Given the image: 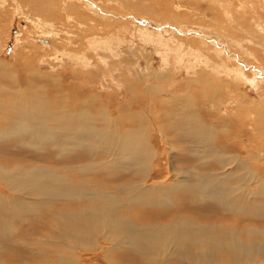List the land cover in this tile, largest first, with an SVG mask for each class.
Listing matches in <instances>:
<instances>
[{"label":"rangeland","instance_id":"obj_1","mask_svg":"<svg viewBox=\"0 0 264 264\" xmlns=\"http://www.w3.org/2000/svg\"><path fill=\"white\" fill-rule=\"evenodd\" d=\"M14 1L21 4L23 7L22 9L26 13L23 12V10L19 11L18 9L16 11L17 13L14 15L16 7ZM93 1L96 2V5L104 7L107 11L111 13L114 12V15L122 18V20L120 19L121 22L112 21V23L109 24L110 26H107L108 22H105L106 20L102 21L93 14L85 12L82 9L84 7L82 4H75L77 8H74V15H71L72 18L70 20H67L64 17H61L63 19H60V14L55 13L50 17L46 16L49 17V19L52 18V24L56 29L55 31L59 34L57 38L53 39L39 34H37L36 37L32 36L35 33L40 32L36 30L30 22H25V16H34V11L31 7V4L32 6L34 4L33 2L29 3L28 0H0V62L4 63L0 64L5 67L8 65L10 71H4L6 74L9 73L10 76L13 74L15 77L14 82L2 76V73H0V103L3 105L6 104L5 106H7L8 99H6L5 96L13 93H18L17 96H19V92L24 91V89L26 90L28 86H24L25 83L23 82H26L27 79V81L30 82L33 79L35 83L33 81L31 83H34V87H43L45 89V91L42 89L43 94L40 93V96L49 102L51 105L50 110L56 111L60 109V94L57 93V86L50 78L54 74L59 77L64 66L67 67L66 65H69L70 67L76 66L78 69H82L83 72L89 74L92 73L94 76L95 84L89 83L84 95L99 103H92L91 106L86 105L83 108V106L81 107L82 103L79 102L81 103L79 108L83 109L82 111H84L85 108V110L88 108L89 114L96 121L97 127L102 128V131L107 128L106 130L111 132L112 125L116 128L120 125L121 118L117 113L113 112L115 111V107L122 109V106L125 105L124 110L126 112L123 113L125 122L130 120L131 116L134 118L137 114L142 112V114L145 113V117L146 113L151 116L153 122L151 127L146 123L145 125L142 124L143 127H141L140 123L137 122L139 123L137 126L140 128L139 135H141L139 138L141 141L140 145L144 146L142 150H138L137 161L130 164L122 161V165H116V163L107 164V162L111 160L108 157H113L114 159V155L119 150V147L113 148V146H111V148L107 150L108 154H104L103 151H97L95 147H86L82 142L86 139V135L81 131L75 130L71 131L69 134L68 132L60 131L65 139L69 135V137L71 136L77 140L76 143H80L81 141L82 143H80V145H84V147L79 148L70 147L68 148V151H65L66 148L60 144L62 143L60 137L54 136L51 132L46 133L44 135L45 139L41 140L31 137L25 138L22 134L19 135L18 140L9 139L8 141L6 139H0V161L2 162V165L7 169L16 170L17 168L28 169V167H26V164H28L30 167L38 169L42 177L44 170H47L48 173H55L56 178H60V176L67 177L68 179H64L68 182L72 184L78 182V185H80L73 188V196H79L84 191L88 195L96 194V192L110 194V192L114 191L113 187L116 188L118 192H120L119 187H125L126 191L132 194L134 189L141 187L138 194H136L140 197V200H143L145 197L150 202H153L158 198L166 203L167 200H171V202L168 203V208L158 210L144 208L140 205L141 203L137 205L134 204V206H136L135 208L138 210L137 213L139 212L143 215L142 217L145 223L149 220L152 221L151 219H155L156 221L154 220L152 222L156 224L165 223V221H157V219L164 220L170 218L166 216L167 213L174 211L175 209L182 212V214H190L194 218L197 217L202 219L204 217L210 221L208 222V225L215 223L218 224L219 220H227L229 224H234V226L236 224L235 227L239 229L241 228V230L246 226V222L249 220L260 233V237L255 240L254 245L261 248L262 255L264 256V211L261 213L256 210L255 214L260 219L253 220L247 219L246 216H242L241 214H234L232 209H229L228 211L226 208L230 205V201L234 199H240L241 202L244 201L246 204L247 202L252 203L253 207L256 206V208H264V191H262L264 190V187L262 188V185H264V172H261L258 167V163H264V67L259 64H264V55L261 56V54L256 52L261 50L259 41L263 40L264 37H259L256 30L248 24L240 25L234 23V16L229 15V11L226 8H219L218 6L216 10H211L203 0H177L178 2H176V0H146L147 2L145 0ZM28 3L30 6H28ZM230 3L235 7L238 5L235 0H230ZM40 5H42V3H40ZM43 5H45V3H43ZM143 5L151 9L153 14L158 18V28L162 27L163 29L161 28L157 30L153 20L147 17L146 13H148V11H143ZM154 9L156 12L153 11ZM168 10L171 11V14ZM215 11H218V15L213 13ZM175 12L178 13L176 14ZM138 14L139 16H137ZM93 16L94 18H92ZM143 17H145V19ZM170 18L179 20L172 21L173 19ZM139 19H142V21ZM171 25L175 30H178V33L171 29ZM193 25L201 28L213 29L211 32L216 35L212 34V36H210L207 33L206 35L208 39L204 38V33H201L197 29H192ZM135 26H139L141 27L140 29L144 30L137 32L139 29ZM183 27L188 28V30ZM146 28L147 30H145ZM82 29L86 30L84 32L87 34H84ZM170 30L171 33H169ZM245 32L246 34H244ZM168 34H170V37H168ZM223 35L228 39H233L232 41H234V43L240 42L242 48L238 49L236 46L228 45L233 49L229 52L225 44H222L219 40V37ZM93 38L101 39L104 42L109 40V43L107 45L103 44L99 50L96 48L94 50L92 49L93 47L90 48V41ZM44 40H46V42H44ZM158 40L161 41V44L157 43ZM48 41H51L50 44H47ZM147 43H150L151 45ZM111 51L112 54H110ZM56 52L58 53L56 54ZM70 52L73 53L72 56H79L85 61H83L82 64L77 63L78 61L76 58L74 60V58L68 54ZM217 52H221L223 57L233 58V62L238 66L237 69L245 71L246 75L244 76L255 81L260 88L257 89L252 85H245L243 89L240 90L239 84L229 81V83H232L237 89L234 88V90L233 88L219 86L217 97L214 96V99L209 96L208 99L205 98V101L201 93L198 92L202 87L196 84H200V82L207 80L213 84L214 82H221L219 83L221 85L227 80V78L224 77V74L222 75L221 72L214 71L215 67H213L212 62L208 59L209 57L213 62L216 61L217 63L224 62V59H219L217 57ZM229 53H231V56H229ZM83 54L88 55L86 59L83 58ZM238 55L242 58L238 57ZM183 56H185L184 59H182ZM255 56L256 59L253 58ZM86 60L88 63H86ZM28 61L29 63H26ZM231 63V68H236V66ZM54 64L56 65L55 67H53ZM248 66L250 67L247 70ZM211 69L213 71H211ZM15 73L18 74L17 77L15 76ZM46 75L49 76V78ZM166 76H170L169 80L163 81ZM67 78L68 77H65V80ZM190 80L193 83L189 82ZM70 81H67V83ZM189 84L191 85L189 86ZM160 85H163L162 89ZM150 88H154L155 90ZM47 90H49L50 93ZM76 90L77 88H74V91ZM29 93H31V91H29ZM3 94L7 95L3 97ZM50 96H58L59 100H54L52 97L51 100H49ZM82 98L83 97L80 99L81 101L83 100ZM109 99L111 100L109 101ZM19 102L21 103L19 109H25L27 112L36 110L37 105L36 103L31 104L33 102L32 100H29V103L21 100H19ZM120 104L122 106H120ZM126 104L131 105V110H129L130 113L126 110ZM102 106L107 107L109 113H111H107V115L103 114L105 117L104 119L108 120L107 125L109 126L103 125L104 120L103 117H101L102 113L100 114V112L106 108ZM153 107L158 110L160 119L165 122V125L159 130L160 132L158 131L157 121L154 118L158 115V112H156ZM240 108L242 110H240ZM131 111L134 113L136 112L137 114L134 115ZM3 114L4 116L0 115V132H11L12 128L10 129L8 124L10 121L9 114ZM99 116L102 119H100ZM234 116L237 117L239 123L234 124L235 122H232V119H235ZM116 123L118 124L116 125ZM4 128H6L5 131ZM118 129L120 132V127ZM238 130L243 131L240 135L239 142L242 143V147H245L249 151L252 150V156H248L245 149H240V157H237V164L234 163L227 166L226 169H221V166L218 163L216 164L215 160L222 152L223 154L227 152V156L234 157L233 155L235 154H233L234 152L231 148L234 147L232 144V139L234 137H230L227 134ZM90 140L97 141V137ZM21 141L27 142L28 145L39 144V147L37 150L24 148L21 146ZM66 141L69 140L66 139ZM102 144L103 143L97 146H101ZM118 144H120V142ZM172 144L174 154L171 152L169 157L171 158L173 156L172 162L174 164L170 165L169 163H166L167 158L165 155L168 154ZM208 147L212 150L211 153L209 152ZM142 151L145 152L143 153ZM111 153H113V156H110ZM253 154L255 155V158H253ZM182 156L187 157L185 158L186 160ZM188 158L190 161H194L189 162V160H187ZM67 167L68 169L60 174V172H62L61 170L66 169ZM183 167L186 168V172L192 173L191 182L186 181V179H184L185 176H175V173L180 172ZM74 168L77 169L75 170ZM166 169H168L167 172L170 171L169 175H167L169 177H165L167 173ZM236 169H238V172L233 175V177L232 174ZM70 170L73 171L74 174H71L69 172ZM207 175L216 176L218 178L217 183H214L213 179H210V181L200 179ZM119 176L122 177V179ZM243 176H245V178ZM239 177L240 179L237 180ZM25 178L27 179V176H25ZM38 179L42 181V178ZM108 180H110L109 182L112 181L111 184L113 187H107L105 182H108ZM222 180H226L227 184ZM177 181L180 183L176 184ZM159 188L162 193H160V195L157 194L159 193L157 192ZM232 188L237 189L236 194H232L229 191V189L232 190ZM0 191V199L3 202L4 209L6 207H8V209L10 208V210L7 209L8 211L6 209L2 210L0 221H8L10 222L9 226L13 227L8 229V226L7 228L0 230V246L2 247L0 249V264H49L48 262H50L49 259L51 256L45 255L48 257L47 259L41 258L42 255L37 252L36 247L37 242L39 241L38 239H40L43 244L47 245V247L51 244H54L55 246L56 244L60 246V243L66 244L63 239L60 242V237L64 238L63 235H59L57 242L53 241L57 235L54 221L59 220L58 218H60L61 212H64V222L66 225L75 229H83L88 228L89 225L85 222H80L79 219L84 217L88 211L94 209L96 206L95 203L88 200L82 202L58 201L53 204L55 209L47 210V212L46 210L41 209L39 210L40 213L37 212L38 214L35 215L36 217L29 216L25 218L23 216L22 218L25 220L21 223V217L13 216L11 214L13 213L12 208H14L13 202L16 199L11 195L13 193L8 192L7 189L3 190L1 186ZM199 194H201L202 197ZM38 195H40V192ZM194 197L197 200L193 199ZM126 199L127 198L124 200ZM146 199L143 201H146ZM198 199H202V201L204 200L205 202H199ZM28 201L31 202L33 199L28 198ZM126 201H128V199ZM194 204L199 205L195 206ZM250 205L251 204H247L243 211L247 210ZM231 208L235 209L232 205ZM172 214L174 215L176 213L172 212ZM161 215L162 217H159ZM242 218L243 220L241 221ZM203 221L204 220L201 222ZM235 233L239 234L241 231L236 230ZM4 236L7 237L4 238ZM34 240L35 242H33ZM49 243L51 244L49 245ZM85 244L87 245V243ZM107 249H109V246L107 245H99L93 248L85 246L76 252V256L79 258L76 264L140 263L139 257L134 258L131 262L128 261L127 258L130 257V255L128 256L125 253L135 255V252L132 250L119 248L117 251H110ZM4 250L5 253H3ZM248 255V264H254L253 253H249ZM51 259H53V257H51ZM167 264L179 263L173 261L170 263L168 262Z\"/></svg>","mask_w":264,"mask_h":264},{"label":"bare ground","instance_id":"obj_2","mask_svg":"<svg viewBox=\"0 0 264 264\" xmlns=\"http://www.w3.org/2000/svg\"><path fill=\"white\" fill-rule=\"evenodd\" d=\"M28 1H29V3L30 2L34 3L33 6L31 4L32 10L34 11V16H30L27 14L28 16H25V22H28V23L30 22V24H32L36 30L40 31L39 33H35L34 35H32L34 37H36L37 34H39V35L49 37V38H53V39L57 38L59 36V34L57 33V31H55L56 29L52 24V18L49 19V17L52 16L53 13H55V14H60L59 15L60 19H63L61 17H64L67 20L68 19L70 20L72 18L71 15L72 14L74 15V13H73L74 8H77L75 4H82L84 6L82 9L85 12H87L89 14L90 13L93 14L95 17L101 19L102 21L106 20L105 22H108L107 26H110L109 24H111L112 21L113 22H116V21L121 22L120 19L122 20V18H119L118 16L114 15V12L111 13V12L107 11L104 7L96 5V2H94L93 0H84L85 2L83 0H28ZM203 1L207 3L208 8H210L211 10H216L218 6H219V8H221V7L226 8L229 11V15L234 16V23L240 24V25L248 24L254 30H256L259 37H264V0H235L238 3V5L236 7L230 3V0H203ZM14 2L16 4L15 12H14V15H15L17 13L16 11L18 9H19V11H22L23 7L18 2H16V1H14ZM176 2H178V1L176 0ZM29 3H28V6H30ZM40 3H42V5H40ZM43 3H45V5H43ZM90 3H92V4H90ZM179 5H178V7H179ZM163 8H164V6H163ZM171 8H172V6H171ZM142 9H143V11L144 10L146 12L148 11V13H146L147 17H149L153 20V23L155 24V27L157 28V30L161 29L162 27L158 28V24H159V21L157 20L158 18L153 14L151 9L149 7H145L144 5L142 6ZM153 11H155V9ZM168 11H169V13L171 12L170 10H168ZM23 12H25V11L23 10ZM213 13L218 15V11H215ZM35 14H36V16H35ZM46 16H49V17H46ZM81 16H83V15H81ZM94 16L92 18H94ZM137 16H139V14ZM143 16H144V14H143ZM45 18L48 20H46ZM124 18H125V16H124ZM143 18L145 19V17H143ZM170 19H173L172 21H178L179 20V19L174 20V18H170ZM175 19H177V18H175ZM139 20L142 21V19H139ZM146 20H148V19H146ZM50 21H51V23H50ZM54 21H55V19H54ZM124 21H125V19H124ZM123 24H124V22H123ZM122 27H124V26H122ZM135 27L140 30V31L137 30V32H141V30H144V29H140L141 27H139V26H135ZM192 27H193L192 28L193 30L197 29L201 33H204V34L208 33L210 36H212V34L216 35V34L211 32L213 29L211 30V29H207V28H201V27L196 26V25H193ZM143 28H145V27H143ZM183 28L188 30V28H186V27H183ZM79 29H80V27H79ZM171 29L175 30V28H173V26L171 27ZM145 30H147V28ZM165 30H167V29H165ZM82 31L84 34H87L84 32L86 30L82 29ZM175 31L178 33V30H175ZM169 33H171V30ZM84 34H82V35H84ZM244 34H246V32ZM145 35H146V33H145ZM168 37H170V34H168ZM34 39H36V38H34ZM147 40H149V39H147ZM219 40L221 41L222 44L223 43L225 44V46L229 52H231V50H233V49L228 45L236 46V47H238V49L242 48V45L240 42L234 43V41H232L233 39L232 40L230 38L228 39L224 35L220 36ZM108 41L109 40L104 42L101 39L93 38L90 41V45H91L90 48L93 47L92 49L95 50V48H96L97 50H99V49H101V46L103 44L107 45L109 43ZM44 42H46V40H44ZM50 42L51 41H48L47 44L48 43L50 44ZM144 42H146V41H144ZM150 43H147V44L151 45L152 43L151 44ZM157 43L161 44V41L158 40ZM157 43H154V44H157ZM259 43L261 45V50L259 52L258 51H256V52L261 54V56H263L264 55V39L260 40ZM27 46H30V45H27ZM161 47H162V45H161ZM187 47H189V46H187ZM106 49H108V48H106ZM188 49H190V48H188ZM30 50H32V49H30ZM239 51H241V50H239ZM57 53L58 52H56V54ZM254 53H255V51H254ZM68 54H70V56L72 58H74V60L76 58V60L78 61L77 63H79V64H82L83 61H85L84 59H81V57H79V56L78 57L72 56V54H73L72 52H70ZM110 54H112V51ZM230 54L231 53H229V56H231ZM102 55H103V53H102ZM189 55H191V54H189ZM216 55L219 59H224L225 61L221 62V63H217L216 61L213 62V60H211V58H209V57H208V59L212 62L213 67H215L214 71L221 72L222 75L224 74L225 75L224 77H226L227 80L225 82H223L221 85L219 84L221 82H219V83L214 82V84H213L212 82H208L207 80L200 82V84H196V85H199L202 87L201 90L198 92L201 93V95L204 97L203 98L204 100H205V98L208 99L209 96L211 98H214V96L217 97L219 86H221V87L225 86L226 88H231V89L233 88L234 89L235 86L232 83H229V81H233L234 83L239 84L240 90L243 89V87L245 85H252L257 89L260 88L259 85L255 81H252V80H250L244 76V75H246L245 71L237 69L238 66H236L235 63L233 62V58H231V57L226 58L225 56L223 57V54L221 52H217ZM240 55H238V57L242 58ZM87 56L88 55L83 54V58L86 59ZM184 57L185 56H183V58L182 57L181 58L184 59ZM28 58H29V56H28ZM253 58L256 59V56ZM100 59H101V57H100ZM196 59H198V58H196ZM231 62H233V63H231ZM0 63H3V62H0ZM26 63H29V61ZM86 63H88V61ZM230 63L234 64L236 66V68H231ZM259 64H260V66L264 67V64H262V63H259ZM25 65H27V64H25ZM55 66L56 65L54 64L53 67H55ZM66 66L67 67L64 66V69L61 70L59 77L54 74L50 78L51 80H53V83L57 86V89H58L57 93L60 94V109H58L56 111H51L50 110L51 105L49 104V102L46 101V99L44 100V98L42 96H40V93L43 94L42 89L44 91H45V89L43 87H41V88L34 87L33 84L35 82L33 81V79L30 81V78H29L30 82L27 81L28 79L26 80V82H23V83H25L24 86H27V85L28 86H27L26 90L24 89V91L19 92V96H17L18 93H13L10 95H7V94L2 95L3 97L5 95H7L5 97H6V99H8V102H7V106H5L6 104L3 105L2 103H0V115L4 116L3 113H5L7 115L9 114L10 121L8 122V124L10 126V129L11 128L12 129H11V132H0V139H6L8 141H9V139L18 140L19 135L22 134L23 137H25V138L31 137L34 139L41 140V139H45L44 135L46 133L51 132V133H53L54 136L60 137V139L62 140V143H60V144H62V146L64 148H66L65 151H68V148H70V147L79 148V147H84V145H86V147H95L97 149V151H100V152L103 151L104 154H108L107 150L110 149L111 146H113V148L119 147L118 148L119 150L117 148H115L118 151L114 155V159H113V157H108L111 160L108 161L107 164L116 163V165H120L122 161L128 162L129 164L137 161L138 150L140 151V149L142 150L144 148V146L140 145L141 141L139 138L141 137V135H139L140 134V128H138L137 124L139 125V123H140V126L143 127L142 124L145 125V123H146L147 125H150V127H151L153 125L151 116L147 115V113H146V117H145L144 116L145 113L142 114L143 113L142 112V113L137 114L136 112L135 113L132 112L133 111L132 110L131 113H133L134 115L137 114V116H135L134 118L131 116L130 120L125 122V120L123 118V113L126 112L124 110L125 105L122 106L120 104V106H122V109H118L116 107L115 108L113 107L115 109V111H113V112L117 113L119 115V117L121 118L120 119V125L118 126V128L120 127V132H119V129L116 128L114 125H112L111 132H108L106 130L107 129L106 127H104L106 129L104 131H102V128L97 127L96 121L89 114L88 108H87V110H85L86 108L84 109V111H86V112L82 111L83 109L79 108L80 107L79 105L81 103H82L81 107L83 106V108L86 105L91 106L92 103L93 104L99 103L97 101L91 100L90 98H88L84 95V92L87 89L88 84L89 83L95 84L93 74L83 72L82 69H78L76 66H72V67H70L69 65H66ZM112 66H114V65H112ZM211 67H212V65H211ZM31 68H33V67H31ZM194 68H195V65H194ZM4 70L5 71L9 70L8 65L5 67L2 64H0V73H2L1 75L8 78L11 81H14L15 77L13 76V74L10 76L9 73L6 74V72ZM211 71H213V70L211 69ZM221 74H220V76H221ZM17 75L18 74H16L15 76L17 77ZM218 75H219V73H218ZM47 77L49 78V76H47ZM65 77H68V78L65 80ZM169 78H170V76H166L163 79V81H168ZM70 79H71V81H70ZM200 79H201V77H200ZM32 81L34 83H31ZM67 81H70V82L67 83ZM71 82H73V83H71ZM96 82H97V80H96ZM189 82L193 83L191 80ZM45 85H46V83H45ZM190 85L191 84H189V86ZM8 86H9V84H8ZM35 86H36V84H35ZM162 86H161V89H162ZM74 88H77V90L74 91ZM150 89H154V88H150ZM235 89H237V88H235ZM3 90H5V89H3ZM29 91H31V93H29ZM47 91L49 92V90H47ZM219 91H220V89H219ZM10 93H11V91H10ZM51 97L54 100H59L58 96H55V97L50 96L49 100H51ZM81 97H83L82 101L80 100ZM19 100L26 102V103H29V100H32L33 102L31 104L36 103V105H37L36 110L32 111V112H27V111H25V109H19V106L21 105ZM110 100L111 99H109V101ZM79 102H81V103H79ZM70 104H72V105H70ZM97 106H99V105H97ZM102 107H105V106H102ZM105 108H106L105 110L100 112V114L102 113L101 117H103V120H104L103 125H107V123H108V120L104 119L105 117L103 116V114L107 115V113H109L107 107H105ZM153 108L155 109L156 112H158V110L155 107H153ZM126 110H128V111L131 110V105L126 104ZM240 110H242V109L240 108ZM80 111H82V112H80ZM129 113H130V111H129ZM109 114H111V113H109ZM101 117H100V119H102ZM154 118L157 121L156 123L158 125V131H159L162 128V126L165 125V122H164V120L160 119L159 112H158V115H156V117H154ZM234 118L235 119H232V122H235L234 124L239 123V120L237 119V117L234 116ZM99 121H101V120H99ZM137 122H139V123H137ZM100 123H102V122H100ZM117 124L118 123H116V125ZM2 125H3V122H2ZM107 126H109V125H107ZM101 127H103V126H101ZM260 128H263V127H260ZM1 129H2V127H1ZM5 129L6 128H4V131H5ZM75 130L81 131L82 133H84L86 135V139L84 140L86 143L84 141H82L84 143V145H80V143H82L81 141H80V143L79 142L76 143L77 140L71 136L69 137V135L66 138L69 141H66L63 134L60 133V131H64V132H68V134H69L71 131H75ZM242 133H243L242 130H238V131H232V132H230V134H227L230 137H234L232 139V144L234 147H231V148L233 149L232 151L234 152V153L233 152L232 153L235 155H233L234 156L233 158L230 156H227L228 155V154L226 155L227 152L225 154H223V152H222L219 156L217 155L218 158L215 160V162H216V164L218 163L221 166L220 167L221 169H226L227 166L234 164V163L237 164V157L240 155V153H239L240 149L241 150L245 149V152L248 154V156H252L251 155L252 150L250 149L251 151H249L245 147H242V143L239 142V138H240V135ZM96 137H97V141L90 140V139H94ZM69 138L71 139V141ZM89 142H91V143H89ZM119 142H120V144H118ZM101 143H103L105 145L102 144L101 146H97V145H100ZM21 146L24 148L37 150V148L39 147V144L28 145L27 142L23 141L21 143ZM170 147L171 148L169 149V152L167 155H165V157L167 158L166 163L173 165L174 164L172 162L173 156L171 158L169 157V154L171 152H173V154H174L173 144ZM208 150L210 153L212 152V150L209 147H208ZM222 150H224V149H222ZM205 151H207V150H205ZM216 151H215V153H216ZM146 153H148V152H146ZM148 155H150V154H148ZM180 155H181V153H180ZM229 155H230V153H229ZM260 155H262V154H260ZM110 156H113V153H111ZM182 157L184 159L187 158L184 156H182ZM144 158H145V156H144ZM253 158H255L254 154H253ZM187 160H189V158ZM263 160H264V158H263ZM148 161H149V159H148ZM193 161L194 160H192V161L189 160V162H193ZM258 164H259L258 167H259L260 171L264 172V166H263L264 163H262V164L258 163ZM26 167H28V169H26V168H17L16 170L7 169L2 165V162L0 161V186L3 188V190L7 189L8 192L13 193V194H11V193L10 194L16 198L13 202V204H14V206H13L14 208H12L13 213H11L13 216H19L21 218L23 216L25 218L29 217V216L36 217L35 215L38 214L37 212L40 213L39 210H41V209L46 210V212H47V210L55 209L53 207V204H55L58 201H60V202H71V201L82 202V201L88 200V201L96 204L94 209L88 211L84 217L79 219L80 222L87 223L89 225L88 228L75 229V228H71L70 226L66 225L64 222V218H65L64 212H61L60 218H58L59 220L54 221V223L56 225L55 231H56L57 235L53 239V241L57 242L59 235H63L64 238L60 237V242L63 239L64 242H66V244L60 243V246H58L57 244L55 246L54 244L52 245L51 243H49V245L50 244L51 245L49 247H47V245L43 244L42 241H40V239H38L39 241L37 242L36 249H37L38 254L42 255L41 258L47 259L48 257H46L45 255H47V256L49 255V256L53 257V259H51V257H50V259H49L50 262H48L49 264H76L79 260V258L76 256V252L79 249H81L85 246H87L88 248H93V247H96L99 245L109 246V249H107V250H110V251H117L119 248H126L129 250H132L133 252H135V255L130 254V253H125L128 256L130 255V257H128L127 259L129 262H131L134 260V258L139 257V259H140L139 264H167L168 262L170 263L173 261L177 262L179 264H248V259H249L248 254L249 253H253V255H254V264H264V256L262 255L261 248L254 245L255 240L258 237H260V233L256 230V228L252 225V223L249 220H248V222H246V226H244V227L242 226L243 228L241 230V228L239 229V228L235 227L236 224H235V226H234V224H229V222H227V220H225V221L219 220L218 224L215 223V224H209L208 225V222H210V221L208 219H205L204 217H203L204 219L203 218L202 219L197 218V217L194 218L190 214H189L190 216L187 213L182 214V212H179L175 209L174 211H170L169 213H167L166 216L170 217V218H166L164 220L163 219L158 220L156 218L157 221H165V223H157L156 224V223L152 222L155 219L154 220L151 219L152 221L149 220L148 222L145 223V221L142 217L143 215H141L139 212L137 213L138 210L135 208L136 206H134V204L137 205V204L141 203L140 205H142L144 208H147L150 210L151 209L158 210V209H162V208H168L169 207L168 203H170L171 200H167V203H166L165 201L158 198L157 200L150 202L145 197V198H143V200L146 199V201H143V200L139 199L140 197H138V195H136V194H138V191L140 190L141 187L138 189H134L133 192L131 191L133 189L132 188L130 190L132 192V194L127 192L125 187H119L120 192H118L117 189L114 188L113 185L111 184L112 181L109 182L110 180H108L109 183L105 182L107 187H109V188L113 187L114 191L110 192V194H104V193L96 192V194L88 195L84 191L79 196H73V193H72L73 188L80 186V185H78L79 184L78 182H75L76 184L75 183L72 184V183L68 182L66 179H64V178H67L64 176H60V178H56L55 173H48L47 170H44L43 177H42V175H41L40 171H38V169H36L34 167H30V165H28V164H26ZM67 169H68V167L66 169H62L61 170L62 172H60V174H62L63 171H66ZM74 169L76 170L77 168H74ZM146 170H147V168H146ZM167 170L168 169H166V172H167ZM69 172L71 174H74L73 171H71V170ZM93 172H94V170H93ZM169 172L166 173L165 177H169V176H167V175H169ZM237 172H238V169H236L233 172V174L232 173H230V174H232V176H233V175L237 174ZM96 174H97V172H96ZM191 174H192L191 172L190 173L186 172V168L183 167V169H181L180 172L175 173V176H185L184 179H186V181L191 182L192 181L191 180V178H192ZM227 174H225V175H227ZM243 175H244V173H243ZM25 176H27V179L25 178ZM225 177H227V176H225ZM243 177L245 178V176H243ZM38 178H42V181H40V179H38ZM120 178L122 179V177H120ZM200 179H205L206 181H210V179H213L214 183H217V181H218V178L216 176L214 177L213 175L212 176L207 175L205 177H201ZM223 179H224V177H223ZM239 179H240V177L237 180H239ZM124 181H125V179H124ZM222 181L227 184L226 180H222ZM250 182H251V180H250ZM130 183H132V182H130ZM178 183H180V182L177 181L176 184H178ZM165 184H167V183H165ZM106 185H104V186H106ZM129 185H131V184H129ZM171 185H173V184H171ZM263 187H264V185H262V188ZM177 188H178V186H177ZM88 190H89V188H88ZM144 191H147V190H144ZM229 191L232 194L237 193L236 188H232V190L229 189ZM262 191H264V190H262ZM39 192H40V195H38ZM49 192H51V193H49ZM91 192H93V191H91ZM157 192H159L157 194L160 195V193H161L160 188L157 190ZM163 192H164V189H163ZM133 193H134V195H133ZM149 193H150V191H149ZM151 195H152V193H151ZM199 195L202 197L201 194H199ZM28 198L29 199L32 198L33 201L29 202ZM123 198L124 199L127 198L128 201H126L127 199L124 200ZM193 199L197 200L195 197ZM11 200H13V199H11ZM198 201L199 202H205L204 200L202 201V199H198ZM229 204L230 205H228L226 207L228 211H229V209H232V212L234 214H238V215L241 214L242 216H246L247 219H253V220L260 219L256 216L255 211L258 210L261 213H263V211H264V208H262V207L256 208V206L253 207V204L249 203V202H247V204L248 205L251 204L250 207L247 210L243 211L246 208L247 204L244 201L241 202L240 199L231 200ZM194 205L196 206L199 204H194ZM231 205L234 206L235 209L231 208ZM3 209H4V205H3L2 200L0 199V214H2ZM5 209L7 210L8 207H6ZM8 210H10V208ZM172 212L176 213V214H174L175 216L172 214ZM157 214H159V213H157ZM154 215H153V218H154ZM159 217H162V215ZM7 218H10V217H7ZM141 219H143V220H141ZM199 219H200V221H199ZM16 220H17V218H16ZM24 220L22 218L21 223ZM202 220H204V221L201 222ZM233 220H235V219H233ZM242 220H243V218L241 219V221ZM4 221H0V230L7 228L10 225V222H8V221L4 222ZM196 221H198L199 223ZM11 228H13V227L12 226L8 227V229H11ZM236 230H240L241 233H239V234L235 233ZM6 237L7 236H4V238H6ZM33 242H35V240ZM85 243H87V245ZM1 248L2 247L0 246V249ZM3 253H5V250ZM243 253H246V254H243ZM3 264H5V263H3ZM109 264H112V263H109Z\"/></svg>","mask_w":264,"mask_h":264},{"label":"crops","instance_id":"obj_3","mask_svg":"<svg viewBox=\"0 0 264 264\" xmlns=\"http://www.w3.org/2000/svg\"><path fill=\"white\" fill-rule=\"evenodd\" d=\"M204 35V38H207L208 39V37H207V35L206 34H203ZM244 63V62H243ZM247 65V64H246ZM250 66H248L247 67V70H248V68H249Z\"/></svg>","mask_w":264,"mask_h":264}]
</instances>
